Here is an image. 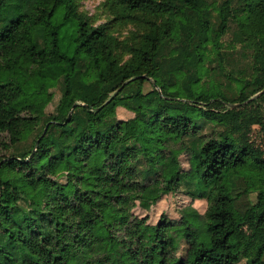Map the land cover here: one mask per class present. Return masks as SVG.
Wrapping results in <instances>:
<instances>
[{
  "label": "trees",
  "instance_id": "1",
  "mask_svg": "<svg viewBox=\"0 0 264 264\" xmlns=\"http://www.w3.org/2000/svg\"><path fill=\"white\" fill-rule=\"evenodd\" d=\"M78 1L0 0V135L14 146L44 122L34 152L0 162V264H264V207L248 200L264 195V151L244 138L255 125L264 137V110L216 109L257 106L264 93L238 82L228 99L212 80L197 93L185 60L167 70L178 19L187 51L212 42L221 63L232 15V42L251 48L264 74V53L250 42L264 35V0H226L215 11L195 0H127L123 9L107 0L118 22L146 28L123 46V64L113 53L120 43L80 16ZM177 84L184 98L173 95ZM117 108L132 117L118 119ZM202 121L223 130L198 136ZM182 184L206 201L203 215L189 207L179 221L150 225L133 213Z\"/></svg>",
  "mask_w": 264,
  "mask_h": 264
},
{
  "label": "rangeland",
  "instance_id": "2",
  "mask_svg": "<svg viewBox=\"0 0 264 264\" xmlns=\"http://www.w3.org/2000/svg\"><path fill=\"white\" fill-rule=\"evenodd\" d=\"M120 3L121 8H124V4L127 0H115ZM226 0H195V6L202 8L208 6L213 11ZM111 5L107 0H79L77 2V13L86 19L93 27L103 28L109 35L115 38L120 43V49L114 50L115 57L121 64L125 63L129 58V54L124 53V47L133 48L137 41L146 33L144 26H139L134 21H126L120 23L116 20V16L112 14ZM129 14V13H125ZM137 15L136 13L130 14V16ZM214 21L216 22V12L213 13ZM230 15L228 19V27L224 35L219 40V49L221 54V63L218 62V56L214 49L212 42H207L203 45L199 51V55L192 54L187 51V39H186V25L182 19H178L176 27L174 29V35L176 38H180V45L178 53L171 55L167 64V70H173L178 67L183 60H185V69L190 76L197 80L195 84V91L200 93L205 91L210 85V81H214L220 84V87L224 89L226 97L233 99L234 93L238 94V82L248 84L260 89L257 96L264 93V74L261 70H255L253 66L251 55L253 51L250 49H244L240 44L232 42L233 35L237 32L236 20ZM216 22L215 24H217ZM250 42L253 48L264 53V35L259 37H251ZM151 90V84H145L144 91ZM53 98L51 103L47 106L45 112L46 117L53 113L57 103L61 97V85L56 86L51 90ZM173 95L178 98H184L185 94L180 85L177 84L173 87ZM264 99V97H263ZM238 104H226L224 109L221 107L216 109L220 112L225 108H236L243 110L244 112L255 115L261 108L264 110V101H259L256 105L248 106L245 109L239 108ZM132 115L124 109H120L116 114L118 119L126 120ZM233 121L234 117L229 118ZM42 122L36 129H34L27 138L17 145L10 146L6 134L0 135V162L4 163L6 159L12 157H21L28 153L31 149L33 152L34 142L43 130ZM199 129L197 131L198 136L208 137L213 133H220L223 128L220 126H214L213 124L202 121L199 122ZM244 138L248 139L255 148H259L264 151V137L257 125L252 126L250 129H245ZM181 168L183 170L188 169V157L183 154L179 157ZM60 183L65 182V178L58 180ZM189 189L185 184H182L176 192L163 196L154 206L148 211L135 209L133 213L138 217H146L147 223L155 225L162 221L161 217L164 216L169 221H179L183 213L186 214L187 209L191 207L195 209L200 215H203L207 203L204 200H192L188 194ZM248 200L251 205H256L257 209L264 207V195L261 197L260 202L257 201V194L253 193L248 196ZM18 205L21 209L28 207L27 203L20 201ZM186 245L184 241L181 242L180 251L178 255H184ZM244 263V261L242 262ZM241 263V264H242Z\"/></svg>",
  "mask_w": 264,
  "mask_h": 264
},
{
  "label": "crops",
  "instance_id": "3",
  "mask_svg": "<svg viewBox=\"0 0 264 264\" xmlns=\"http://www.w3.org/2000/svg\"><path fill=\"white\" fill-rule=\"evenodd\" d=\"M122 110L123 108H117V110H116V112H117V114L119 113V110ZM130 113V112H129ZM130 114H132V113H130ZM132 117V115H130L128 118H131Z\"/></svg>",
  "mask_w": 264,
  "mask_h": 264
}]
</instances>
